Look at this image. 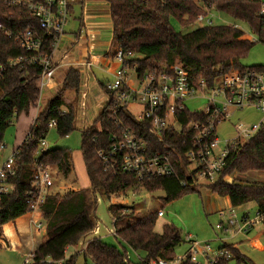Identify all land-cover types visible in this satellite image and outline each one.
<instances>
[{
  "label": "trees",
  "instance_id": "16d2710c",
  "mask_svg": "<svg viewBox=\"0 0 264 264\" xmlns=\"http://www.w3.org/2000/svg\"><path fill=\"white\" fill-rule=\"evenodd\" d=\"M109 5L112 23V47L122 50L126 56L127 68H134L139 75L171 73L175 63L183 64L193 82L204 79L213 86L221 79L248 70L263 71L264 67H247L242 60L249 54L255 43L245 39L242 31L226 25L202 26L183 34L175 29L174 23L186 28L196 23L198 16L207 13L203 5L190 0H100ZM212 7L233 21L245 24L251 33L264 43V15L261 14L264 0H212ZM0 24L14 34L28 30L38 31V21L27 11L0 3ZM46 51L50 41L46 38ZM27 53L14 39L0 30V64L5 69L0 73V144L12 121L22 115L29 116L36 108L40 97L41 69L36 66L11 68L10 60L23 57ZM82 74L70 69L59 91L48 100L45 109L34 120L26 139L15 149L17 176L12 181L11 193L0 203V234L2 227L30 212L26 196L33 192V167L36 159L48 168H56L67 178L71 173V156L67 149H57L40 153V141L50 131L55 122L57 135L65 138L76 130V106L68 105L65 97L68 91L79 93ZM108 101L100 111L93 125L82 132L81 151L90 181L89 190L68 191L65 194L50 193L41 206L42 218L46 224L47 240L34 252L35 264H75V258L66 260L68 247L78 245L92 234L96 228V194L102 193L107 199L113 195L133 189L135 192L155 193L163 191L165 205H170L183 196L199 192V184L186 154L191 148L189 125L206 122L200 112L189 108L177 115L180 129L167 130L162 139L153 134L149 121H138L136 117L122 110L118 114L126 128L147 142L151 153L170 150L175 175L163 178H148L141 182L133 175L113 174L103 168L97 157L100 150H108L111 137L118 128L110 120L109 110L113 103L112 93L101 83ZM40 153L39 156H37ZM264 173V128L248 141L230 150L226 165L220 176L205 187L222 198L228 197L233 208L255 203L258 213H264V184L246 183L244 175ZM234 177L232 183L224 180ZM181 182H186L183 186ZM111 214L118 223L129 220L134 210L125 206H112ZM163 210V208H161ZM158 211L151 212L137 221L117 230L118 240L132 250L142 253L145 261L176 258V249L185 243L182 233L173 225L165 224L162 233L155 231ZM8 230V227L6 228ZM237 264L245 262L239 250L232 245H224ZM94 264H139L133 263L126 252L94 240L83 251ZM50 260L51 263L44 261ZM44 262V263H41ZM182 264H191L186 261ZM228 264V263H224Z\"/></svg>",
  "mask_w": 264,
  "mask_h": 264
},
{
  "label": "built area",
  "instance_id": "2783aa9c",
  "mask_svg": "<svg viewBox=\"0 0 264 264\" xmlns=\"http://www.w3.org/2000/svg\"><path fill=\"white\" fill-rule=\"evenodd\" d=\"M201 4L205 12L198 16L196 22L202 26H213L214 21H223L222 17H215L216 11L209 3L212 0H190ZM83 0H0L5 5L21 8L39 24V32L28 30L23 33L14 34L4 28L2 30L9 38L15 40L19 47L27 55L10 60L8 66L18 67L20 70L25 66H36L41 69L39 83L40 92L53 78L55 73L54 58L59 48L65 30L72 19L76 4H82ZM263 2V0H262ZM220 13V12H218ZM261 14L264 15V3ZM219 25L230 26L233 29L242 31L236 23H225ZM50 41L49 52L45 39ZM126 56L122 50L117 49L115 60L118 69L113 75V80L107 84V90L112 93L113 103L109 110L110 120L116 124L118 133L111 137V146L108 150H100L97 157L107 172L113 174H129L141 182L148 178H163L175 175L172 163V152L170 150L156 151L151 153L147 142L126 128L119 119L118 114L122 110L130 112L132 105L141 107L142 114L136 116L138 121H149L153 134L157 139H162L164 133L171 129H180L177 115L188 107L186 102L190 100L204 99L206 105L200 112L205 115L206 122H196L189 125L191 131V148L186 156L191 165L189 171L194 172L197 183L203 181L205 184H212L220 176L226 165L230 150L236 145L242 144L254 137L264 128V72L248 70L244 73H235L231 77L221 79L213 86H209L204 79L193 82L183 64H174L171 73L139 75L135 67L130 69L125 64ZM4 65L0 64V73L4 71ZM132 70L133 75H129ZM41 93L37 102L39 107ZM255 108L263 115L259 124L245 125L239 123L235 126L236 136L231 140L221 141L217 136L219 124L231 118L234 111L245 108ZM55 122L50 123L49 128L55 127ZM40 148L47 146L45 139L40 141ZM7 146L0 144V203L3 198L11 193L12 181L17 176L15 160L18 156L16 149L8 156H3ZM47 151L40 149L41 152ZM40 153L37 155L39 156ZM33 192L26 198L30 203L28 214H40L41 206L50 195L52 178L50 168L43 166L36 159L33 167ZM226 181V180H225ZM186 186V182H181ZM255 221L244 217L241 221L232 216L223 225H217L218 231L224 229L226 233L233 232L235 235L247 236L254 224L264 222V213H258ZM163 210L158 211V217H163ZM114 221H116L114 219ZM36 229L40 230L42 224L33 222ZM3 228V227H2ZM2 230V229H1ZM189 244L187 252L174 260L167 261L157 259L145 261L142 258L139 264H182L189 261L191 264H201L198 257L204 260L203 264H224L233 259V254L225 247L213 250L210 244L200 243L190 236L186 238ZM0 248L7 249L4 243L3 232L0 234ZM34 252L25 255L24 264L34 263ZM51 263L50 260L44 261ZM41 262V263H44Z\"/></svg>",
  "mask_w": 264,
  "mask_h": 264
},
{
  "label": "rangeland",
  "instance_id": "374dc122",
  "mask_svg": "<svg viewBox=\"0 0 264 264\" xmlns=\"http://www.w3.org/2000/svg\"><path fill=\"white\" fill-rule=\"evenodd\" d=\"M83 9L86 15H92L95 12L105 14V16L96 19L97 21L104 22L102 23L103 27L91 24L95 20L87 21L90 24H88L89 26L86 25L89 31L100 32L98 40L96 39L95 41L103 43V47L100 51H95L94 53L103 57L112 48L113 35L109 5L100 0H85V5L83 3L75 5L73 16L80 18L83 14ZM213 15L215 17L220 16L223 19V21L213 19L215 20V25L236 23L222 13L213 12ZM78 22L79 19L77 21L70 20L66 28V37L70 40H74L75 34L78 33ZM237 24L243 30L245 37L247 36L251 42L255 43L249 54L242 60L243 65L247 67H264V43L258 42V38L251 33L245 24ZM174 27L177 31L187 34L199 29L202 25L196 22L190 27L183 28L174 23ZM85 32L84 29L82 33L84 37ZM113 58L114 62H116L115 55L114 57L111 56L112 60ZM109 69L110 66L93 68L91 74L96 76L97 80L93 79L89 88H81V92L78 95L73 91L67 93L65 97L66 103L68 105L75 104L76 106V130L67 137L61 138L57 135L56 130L51 128L45 138L47 146H43L41 149H46L47 151L67 149L71 156V173L67 178L62 176L56 168L50 169L52 178L50 193L65 194L68 191H74V189H90V181L81 151L82 132L84 130L83 115L87 113L86 126H92L100 110L107 103L108 96L102 90L101 83L105 84L109 78H112L113 74ZM128 73L130 76L133 75L132 70H128ZM206 103L204 99H197L186 102V105L192 112H196L203 110ZM129 110L136 116L142 114L141 107L137 105L130 106ZM35 118L36 112L33 110L29 116L22 115L20 120L12 121L11 126L5 132L3 140V143L7 146L5 156H8L15 149L16 144L19 145L26 139ZM262 120L263 115L252 107L234 111L231 118L219 124L217 136L221 141L231 140L236 136L235 126L237 124L253 125L259 124ZM242 177L246 183L264 184V173H250ZM224 180L232 183L234 177H225ZM199 185V192L189 193L170 205L164 204L165 193L163 191L148 193L144 190L135 192L133 189H129L126 192L113 195L111 199H107L102 193H97L96 228L92 234L83 239L78 245L72 246L66 252V259L74 257L75 264H94L91 259L84 256L82 250L87 247L91 240H101L106 245L117 248L120 252H126L128 258L133 263L139 262L143 254L132 250L127 244L118 240L115 233L117 230L137 221L143 216L163 208L164 216L158 218L155 231L161 234L163 225L165 224L173 225L181 231L185 243L176 249V257L183 256L187 252L189 244L186 242V238L190 235L191 238L200 243L210 244L213 250H217L224 245H237L239 252L246 261V263L241 262V264H264V222L254 224L246 237L235 235L233 232L226 233L224 229L220 231L216 229L217 225H223L227 228L226 223L230 219L231 209L234 210L235 217H238V220L246 214L250 221H255L258 217L256 205L248 203L236 208L228 207L225 198L209 191L203 181L199 182ZM112 206L131 208L134 210V215L129 220H121L115 224L110 210ZM39 222L44 224L42 220ZM4 232L7 235L8 230L5 228ZM36 240V247H38L42 237H37ZM252 240L258 241L260 246L258 248L253 246L250 242ZM24 261L25 259L20 254L14 253L11 250L0 249V264H24ZM198 261L201 264L204 263L201 257H198ZM228 264H237V261L232 259Z\"/></svg>",
  "mask_w": 264,
  "mask_h": 264
},
{
  "label": "crops",
  "instance_id": "0c3cea01",
  "mask_svg": "<svg viewBox=\"0 0 264 264\" xmlns=\"http://www.w3.org/2000/svg\"><path fill=\"white\" fill-rule=\"evenodd\" d=\"M83 1H84L83 5H85V0H83ZM82 12H83V14L80 18H78V17L75 18V16H72V19H71V20H76V21L79 19V22H78L79 30H78V33L75 34L74 40H70L69 38L66 37L67 36V30H65V34L62 38V42H61L59 48L57 49L56 54H55V58H54V67H55L54 76L50 80V82H48L46 84V86L44 87V90L41 92V102H40L39 107H37V105H36V108L33 109L36 112V118L35 119H37L38 116L41 114V112H43L48 100H50L59 91V89L62 87L68 70L74 69V70L80 71L82 74V87L81 88H83V87L89 88L91 81L93 79L97 80L96 76L91 74L93 68H95V67L104 68L106 66H110L109 70L111 71V73L113 75H114L115 71L118 69V64L116 62H114V58H113V60L111 59V56L114 57L117 48L112 47L107 53H105L103 55V57L98 55V54H95L94 53L95 51H100L103 47V43H100L99 41H98L99 42L98 43L95 41L96 39L98 40V35L100 32H95V31L92 32L91 30L89 31L86 27V25L90 24L89 22H87L89 20L90 21L95 20V21L91 22V24H95L97 26L103 27L102 23H104V22L103 21H97L96 19H99L100 17L105 16V14H101L100 12H95L92 15H86L84 12V9L82 10ZM84 29L86 31L85 37L82 35ZM247 39H249V38L247 37ZM111 80H113V76H112V78H109L105 84L106 85L109 84L111 82ZM80 92H81V89H80L79 93ZM79 93H77V94L75 93V94L78 95ZM86 118H87V113H85V115H83L84 129H88L89 127H91V126H86ZM17 146L18 145L16 144L15 148ZM4 154H3V156L5 157ZM74 191H80V190L74 189ZM225 201L228 204V207H232L228 197H225ZM235 215L236 214H235L234 210L231 209L230 210V219L232 216H235ZM244 217L246 218V217H248V215H246V214L243 215V217L239 221H241ZM237 218L238 217H236V219ZM40 220L44 221L40 214H27V215L17 219L15 222H11V223H8L5 226H3V228H2L3 238H4V243L7 246V249H5V250L14 251V253L20 254L24 259H25V255L27 253H30L31 251H35L41 244H43L47 240L45 222H44V224L41 223L43 226L40 230H37L36 229L37 226L33 224L34 221L39 222ZM7 227H8V233L6 235L4 230ZM188 236H190V235H188ZM37 237H42L41 243L38 247H36ZM91 242H93V241L91 240L88 243V245ZM250 242L256 248H258L260 246V243L258 241L252 240ZM233 246L238 249L237 245H233ZM71 247H68L66 252H68V250ZM2 249H4V248H2ZM85 249L86 248H84L82 250V253ZM66 260H68V259H66Z\"/></svg>",
  "mask_w": 264,
  "mask_h": 264
}]
</instances>
